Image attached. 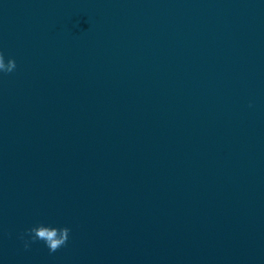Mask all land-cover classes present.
<instances>
[{
    "label": "water",
    "instance_id": "water-1",
    "mask_svg": "<svg viewBox=\"0 0 264 264\" xmlns=\"http://www.w3.org/2000/svg\"><path fill=\"white\" fill-rule=\"evenodd\" d=\"M0 52V264H264V0H0Z\"/></svg>",
    "mask_w": 264,
    "mask_h": 264
},
{
    "label": "clouds",
    "instance_id": "clouds-1",
    "mask_svg": "<svg viewBox=\"0 0 264 264\" xmlns=\"http://www.w3.org/2000/svg\"><path fill=\"white\" fill-rule=\"evenodd\" d=\"M16 67L17 65L14 59L10 58L5 62L4 54L0 52V73H13L16 70ZM70 231L71 230L68 227L56 228L44 224H38L22 233L20 239L24 242L25 249L29 248L30 243L43 241L48 248L49 253L52 254L66 246L69 240ZM25 237H28V239H25Z\"/></svg>",
    "mask_w": 264,
    "mask_h": 264
}]
</instances>
